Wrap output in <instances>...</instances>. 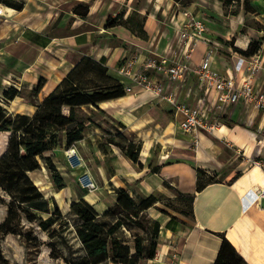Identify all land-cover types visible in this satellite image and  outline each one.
Listing matches in <instances>:
<instances>
[{
  "label": "crops",
  "instance_id": "obj_1",
  "mask_svg": "<svg viewBox=\"0 0 264 264\" xmlns=\"http://www.w3.org/2000/svg\"><path fill=\"white\" fill-rule=\"evenodd\" d=\"M15 1L21 8L5 4V16L0 17V105L9 113L32 117L37 106L85 57L100 62L107 75L124 87L128 78L122 70L129 64L138 71L148 58H181L184 44L179 32L185 11L202 18L207 26V40L199 41L193 50V65L212 49L213 67L225 76L240 77L250 61L235 48L247 50L251 41L261 43L256 53L261 59L256 89L264 93V0L241 2L236 14L226 13L220 0H192L186 6L174 0ZM79 4L89 6L87 17L76 13ZM120 12H125L128 26L107 27L108 19ZM138 18L141 33L135 26ZM250 18L252 23L246 24ZM41 80L44 86L37 95L21 93L8 101L2 95L9 86L31 92ZM201 96L191 78L183 86L180 99L195 105ZM98 106L142 143L137 163L117 147L105 153L98 146L91 147L87 139L73 145L84 162L83 171L97 183L84 198L99 214L114 205L120 189L134 199L163 195L173 200L177 191L195 194L190 225L174 222L172 216L176 214L161 207V201L148 210L150 217L160 222L161 230L155 257L142 264H214L224 238L247 264H264V199L259 201L254 193L256 187L264 186V170L248 164L251 159L264 157V117L260 110L244 103L227 109L220 115V129L213 134L201 132L195 148L192 138L180 129L183 116H176L152 93L123 92ZM63 146L46 152L53 153L51 159L58 170L65 168L56 157L57 151L66 152ZM197 169L205 171L201 191H197ZM41 170L29 176L45 197H63L74 185L72 178L65 179V186L58 189L48 170ZM211 176L216 182L207 183ZM167 212L171 215H165Z\"/></svg>",
  "mask_w": 264,
  "mask_h": 264
},
{
  "label": "trees",
  "instance_id": "obj_2",
  "mask_svg": "<svg viewBox=\"0 0 264 264\" xmlns=\"http://www.w3.org/2000/svg\"><path fill=\"white\" fill-rule=\"evenodd\" d=\"M174 1L184 6L192 2V0ZM220 1L226 13H229L228 6L239 2V0ZM7 5L21 8V5L15 3ZM82 5L85 10L80 12L79 7ZM75 11L82 17H87L89 6L79 4L75 7ZM231 13L236 14L237 10ZM124 15L125 12H120L116 17H110L107 27L128 26L129 22L124 19ZM136 25L141 33L139 18L135 19ZM132 29L135 30L134 27ZM260 47L259 41H251L247 50L235 48V51L242 56L250 57L254 56ZM92 64L96 73L93 78H90L87 72ZM102 79L109 82L107 83L109 85L105 86L99 81ZM43 86L44 80H41L31 90L33 95H37ZM123 92H125L123 84L108 76L106 67L90 57H85L37 106L38 109L32 117L9 113L0 105V131L5 134L4 139L0 140V153L7 151L0 156V189L9 198L7 217L0 224L1 232L21 235L23 217L31 223L37 222V226L49 234L59 231L55 230L56 225H59V229L68 228V222L55 205V198H46L29 173L41 169L40 159L46 152L63 145L73 146L84 139L86 121L82 116L83 108L91 105L99 107V102L121 96ZM20 94L21 91L15 87L7 88L3 92L6 101L13 100ZM8 132L11 135L7 140ZM63 139H65L64 144ZM116 146L131 161L138 162L142 150L141 142L130 140L127 145L116 144ZM100 149L106 153L109 148L105 150L100 147ZM52 163L48 162L49 169L54 174L52 180L58 189H62L65 185H62L59 171ZM153 170L157 172L158 168ZM197 174V191H201L205 187L201 180L205 171L197 169ZM213 182H216L215 177H209L207 183ZM177 195V197L188 198L191 215L195 194L186 195L177 191ZM0 199H3L1 195ZM160 201L156 195L134 199L127 190L120 189L114 205L105 213L99 214L93 205L83 196H79V200L72 205V210L79 220L76 225V234L82 244L84 254L70 264H105L110 259L115 264H142L148 259H153L161 224L148 215V210ZM52 203L54 208H52ZM53 209L54 212L51 213ZM43 214L51 215L44 217ZM174 218L172 216V220ZM144 222L149 225L148 228ZM132 226L146 233L150 229L149 238L146 239L141 234L135 235L134 244L131 246L117 235L122 229ZM3 261L5 260L0 254V264ZM214 264H247V262L224 238Z\"/></svg>",
  "mask_w": 264,
  "mask_h": 264
},
{
  "label": "built area",
  "instance_id": "obj_3",
  "mask_svg": "<svg viewBox=\"0 0 264 264\" xmlns=\"http://www.w3.org/2000/svg\"><path fill=\"white\" fill-rule=\"evenodd\" d=\"M5 4L0 0V17L5 16ZM185 22L179 32L184 44L181 58L158 56L148 58L138 71L129 64L122 73L128 78L124 87L127 94L152 93L158 101L166 102L176 116H183L179 126L181 131L192 138L197 148L203 131L215 133L221 127L220 115L237 105L252 104L264 117V93L256 89V72L261 69V59L252 56L246 72L240 77H229L213 67V50L209 49L203 60L192 64V54L199 41H206V24L190 11H185ZM176 56V55H175ZM197 82L202 94L195 105L180 99L181 90L189 79ZM70 168L83 164L81 155L74 149L66 151ZM252 164L262 168L263 162L253 160ZM80 185L88 191L95 190L97 183L90 174L79 177ZM257 199H264V186L254 189Z\"/></svg>",
  "mask_w": 264,
  "mask_h": 264
},
{
  "label": "rangeland",
  "instance_id": "obj_4",
  "mask_svg": "<svg viewBox=\"0 0 264 264\" xmlns=\"http://www.w3.org/2000/svg\"><path fill=\"white\" fill-rule=\"evenodd\" d=\"M4 4L15 3V0H1ZM241 2L248 3V0H239V2H234L232 5L227 7L228 12H233L238 10ZM83 5L79 7V11H84ZM193 13V12H192ZM194 14V13H193ZM195 15V14H194ZM196 16V15H195ZM203 21L202 18H199ZM253 21L250 18L246 24H251ZM204 22V21H203ZM249 58L250 61L252 56L246 57ZM250 65V64H249ZM249 67V66H248ZM88 74L90 78H93L96 70L94 65H90L88 68ZM247 70V69H246ZM245 70V72H246ZM93 71V72H92ZM261 69L256 72V81L259 77ZM105 86L109 85L105 82V80H99ZM13 86H9L7 88H11ZM5 88V89H7ZM4 89V90H5ZM4 92V91H3ZM23 95L32 96L34 93L30 90H23L21 92ZM1 94V89H0ZM3 95V93H2ZM82 116L86 121V130L83 133L84 139H87V142L91 147H102L107 150L108 148L117 147L116 144L127 145L130 140H134L133 132L120 123L118 120L113 119L107 116L101 109L97 106L91 105L83 108ZM10 133V132H9ZM9 133H7V140ZM5 134L0 131V140L4 139ZM80 143V142H79ZM83 146V145H81ZM85 146V145H84ZM70 147L63 146L62 149H66V151ZM86 147V146H85ZM118 148V147H117ZM6 150L0 155H3ZM57 156L59 158L60 163L65 167L59 171L62 185H65V179L70 180L73 179V186L71 185L70 190H67L63 197L57 196L55 200V205L58 206L60 212L62 213L63 218L68 222L67 229H59V225H56L55 230H59L58 232H53L49 234L48 232L42 231L38 226L37 222L31 223L25 217L22 218V231L21 235L13 234V233H4L0 231V254L4 258L5 261L2 264H70L80 256L84 254V250L81 242L77 238L76 234V225L79 223L78 218L73 213L72 205L79 200V196L85 197L88 193V189H83L79 182V177L85 175L86 173L83 171V164L79 167L73 169L68 167L66 163V152L65 151H57ZM50 154V155H49ZM51 154L46 153L43 155V158L40 159L41 163V171L47 169L51 179H53V172L49 169L48 162H53L52 164L56 167L54 161L51 159ZM264 156V155H263ZM241 159L245 161V158L241 156ZM263 159V167L264 170V157ZM261 158L254 159L257 161H261ZM253 161V159H251ZM47 161V162H46ZM250 161L248 164H250ZM244 167V165H243ZM242 167V168H243ZM57 168V167H56ZM68 173L67 175L64 173ZM63 173V174H62ZM70 174V175H69ZM76 189V190H75ZM77 195H76V194ZM0 195L3 199H0V224L3 223L8 214V206L7 200L9 199L7 194L0 189ZM79 195V196H78ZM46 196H49L46 194ZM77 196V197H76ZM51 199L50 197H46ZM158 198L161 200L160 206L167 209L169 212H174L177 217L173 219L174 222L179 224L180 226L190 225L192 222V217L190 215V201L185 196H179L174 198L173 200L167 199L163 195H158ZM52 208L54 205L52 203ZM54 212V209L51 213ZM153 212V211H152ZM156 213V212H153ZM51 214H43L44 217H47ZM149 215V213H148ZM165 215H171L170 213H165ZM150 216V215H149ZM129 223V222H128ZM130 224V223H129ZM146 228L149 227L148 224L144 222ZM150 229L147 230V233L140 228L131 227L127 229H122L117 235L126 241L128 244L133 246L134 244V236L141 234L144 238H149ZM134 251V250H133ZM105 264H115L113 260L110 259Z\"/></svg>",
  "mask_w": 264,
  "mask_h": 264
},
{
  "label": "bare ground",
  "instance_id": "obj_5",
  "mask_svg": "<svg viewBox=\"0 0 264 264\" xmlns=\"http://www.w3.org/2000/svg\"><path fill=\"white\" fill-rule=\"evenodd\" d=\"M10 11V10H9Z\"/></svg>",
  "mask_w": 264,
  "mask_h": 264
},
{
  "label": "water",
  "instance_id": "obj_6",
  "mask_svg": "<svg viewBox=\"0 0 264 264\" xmlns=\"http://www.w3.org/2000/svg\"><path fill=\"white\" fill-rule=\"evenodd\" d=\"M1 156V155H0Z\"/></svg>",
  "mask_w": 264,
  "mask_h": 264
}]
</instances>
